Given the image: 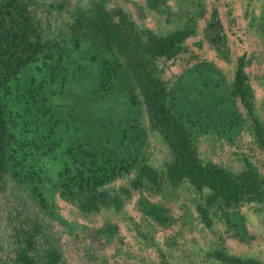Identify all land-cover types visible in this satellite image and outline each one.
<instances>
[{
    "label": "trees",
    "instance_id": "trees-1",
    "mask_svg": "<svg viewBox=\"0 0 264 264\" xmlns=\"http://www.w3.org/2000/svg\"><path fill=\"white\" fill-rule=\"evenodd\" d=\"M144 1L157 13L167 12L168 0ZM34 3L0 0V180L9 174L46 214L71 231L74 224L57 213L56 194L84 214L104 208L118 212L133 190L158 193L163 186L188 183L197 192L207 191L196 205L206 227L211 226L210 207L219 204L227 224L244 233L241 208L264 207V172L249 159L239 171L205 162L197 142L212 135L232 143L249 120L255 143L264 152V126L255 114L245 72L250 58L245 54L234 58L232 80L213 57L187 65L169 86L160 76L159 60L184 52L183 43L196 33L206 12L202 3L195 16L156 33L139 28L122 7L108 8L106 0H90L75 11L68 32L55 40H43ZM67 3L52 1L49 6L62 10ZM237 5L244 7L238 16ZM254 12V0H224V18L229 22L246 16L252 22ZM207 14V41L215 45L224 65L232 64L228 28L223 32L215 6ZM71 89L78 91L82 102L62 119L53 100ZM83 126L90 132L88 138L65 142L68 131L76 133ZM150 133H157L170 151L162 169L149 162ZM46 157L62 161L54 178L47 177ZM129 175L133 178L128 187L116 191L107 187ZM142 201L145 215L169 223L166 205ZM114 230L105 225L96 232ZM31 238V234L21 238L20 262L60 264L56 249L36 257ZM209 256L221 264H264L224 249H214Z\"/></svg>",
    "mask_w": 264,
    "mask_h": 264
},
{
    "label": "rangeland",
    "instance_id": "rangeland-1",
    "mask_svg": "<svg viewBox=\"0 0 264 264\" xmlns=\"http://www.w3.org/2000/svg\"><path fill=\"white\" fill-rule=\"evenodd\" d=\"M52 1L59 0H35L33 5L43 40L59 39L66 34L75 11L90 2L68 0L64 9L56 10L49 6ZM106 3L108 8L122 7L139 28H149L156 33L172 30L188 16H195L200 9L197 5L202 3L203 10H206L204 19L199 22L196 33L183 43L184 52L169 60H159L162 80L169 86L187 65L212 57L232 80L234 58L245 54L250 58L245 72L252 90V105L264 126V0H254L252 22H248L246 16L239 17L234 23L224 18V0H168L165 13L147 8L144 0H106ZM213 6L223 32L228 28V47L233 52L229 65L220 61L215 45L207 41L204 33L207 13ZM243 9L237 5L236 15ZM215 34L221 35L218 31ZM82 85L81 82L77 87ZM77 92L71 89L54 98L53 104L58 105L56 109L60 118L67 117L72 106L81 101ZM75 130L76 133L72 134L68 131L65 142L89 137L90 132L85 126ZM197 145L205 162L239 171L244 167V160L249 159L264 172V152L255 143L249 120L232 143L207 135L200 137ZM147 153L150 164L157 169H162L171 156L157 133L149 134ZM44 166L47 177L54 178L62 161L46 157ZM132 178L133 175L124 176L107 187L111 191L128 187ZM206 194V190L197 192L188 183L175 188L163 186L158 193L133 190L120 211L104 208L93 214L79 212L56 194L53 202L57 213L74 224L71 231L46 214L29 193L19 188L9 174H4L0 180V264H23L18 260V254L24 245L21 238L26 234L32 235L31 251L36 257H44L48 250L56 249L61 255L60 264H221L209 256L214 249L264 262V207L245 204L241 208L244 233H238L236 228L227 224L223 208L215 204L210 207L211 226L206 227L196 210V205L203 202ZM142 198L166 205L169 223L162 224L145 215ZM105 225H113L115 230L102 234L96 232Z\"/></svg>",
    "mask_w": 264,
    "mask_h": 264
}]
</instances>
